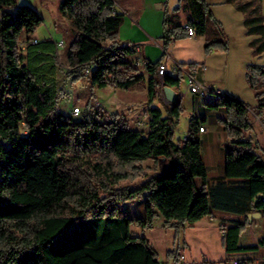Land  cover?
I'll return each mask as SVG.
<instances>
[{
    "label": "trees",
    "instance_id": "trees-1",
    "mask_svg": "<svg viewBox=\"0 0 264 264\" xmlns=\"http://www.w3.org/2000/svg\"><path fill=\"white\" fill-rule=\"evenodd\" d=\"M225 1L243 14L246 33L255 35L249 45L254 55H261V0ZM179 10L188 14L185 25L177 20ZM59 11L76 30L67 50L72 81L86 78L92 87L124 89L145 83L148 99L157 96L160 61H146L143 71L139 70L130 48L118 40L123 14L116 10L114 0H61ZM42 21L28 5L0 0V264H161L144 237L130 235V225L149 229L160 215L165 223H173L178 237L179 228L210 215L212 208L234 209L233 199L242 196L237 191L241 188H230L225 195L208 187L197 119H189L183 139H173V125L183 111L179 102L171 104L165 115L160 108L150 107L146 132L114 114L100 119L99 110L88 104L78 117L58 112V91L50 76L56 44L49 39L32 43L30 37ZM186 25L194 35H205L208 25L215 26V37L205 38V52L228 50L221 24L206 0H179L172 12H164L163 56L171 43L189 36ZM21 42L26 44L24 50ZM198 66L204 65L188 64L191 69ZM245 79L257 101L255 107L225 94L210 106L226 110L224 125L232 141L225 148V176L242 179L244 196L254 199L251 208L259 210L264 208V162L245 136L251 130V110L264 115V65L247 64ZM181 80V73L165 74L163 85L178 89ZM261 123L264 127V119ZM93 156L97 160L92 162ZM160 157L166 161L164 171L135 187L112 188L125 177L113 171V160L126 167ZM102 191L107 194L101 195ZM140 197L143 215L121 219L120 233L106 242L65 250L49 247L76 221L115 215L119 203ZM247 223L226 230L222 237L225 252L245 250L237 246V239ZM179 260L175 253L174 262ZM237 264H264V260Z\"/></svg>",
    "mask_w": 264,
    "mask_h": 264
},
{
    "label": "crops",
    "instance_id": "crops-1",
    "mask_svg": "<svg viewBox=\"0 0 264 264\" xmlns=\"http://www.w3.org/2000/svg\"><path fill=\"white\" fill-rule=\"evenodd\" d=\"M206 2L211 6L214 18L221 24L224 38L228 43V51L226 52L211 50L203 54L205 38L207 36L209 38L215 37V31L214 34L188 36L185 39L174 41L169 45L166 54L163 56L162 40L160 39L163 32V8L165 7L168 12H172L179 4V0H114L116 10L123 14V20L118 29V40L121 43L131 42L137 44L139 46L137 57L145 62L163 61L165 56H168V74L172 76L178 74L173 71L175 62L186 68L190 63H202L205 69L201 70L196 67L195 79L217 92L214 95L215 98L209 97L208 93L199 98L197 94L190 91L188 83V88L184 93L187 94L189 103L185 105L179 90L171 87L177 94V102L181 104L183 112L186 113L188 123L189 119L194 117L198 120L199 126H204L203 131H197V136L200 140V157L205 166L208 187L212 188V192L224 191L225 195L228 194L230 188H241L237 191L242 196L237 195L234 197L232 204L234 209L212 208L210 215L195 223L185 224L178 229V241L182 244L183 253L180 254L182 258L177 264H199L196 259H198V256L200 257V254L206 258L209 256L211 238L218 239L219 233L222 234L221 230H227L229 227L245 220H248V223L237 239V246L245 250L232 253L224 252V264H237L242 260L259 263L264 260V244H261L264 239V208L259 210L251 208L254 199L249 200L244 196L246 184L242 179L225 176V148L232 141L227 136L224 125L227 117L226 110L223 107L213 108L210 105L216 102L218 95L221 94L245 103L247 102L242 99L244 94H252L254 97L253 90L245 79V68L247 64L252 63L264 65V52L259 56L253 54L249 42L255 35L246 33L243 25V14L235 9L231 3H227L225 0H206ZM158 3L160 7L155 6ZM263 4L264 0H261V11ZM262 13L264 15V12ZM176 14L178 22L185 25L188 17L187 12L179 10ZM57 26L55 25L56 28ZM31 38L40 41L37 37ZM43 39L51 40L50 38ZM196 50H198L201 59H196L194 55ZM231 51L234 52L233 61H229L233 58L228 57ZM216 57L220 58L221 63L218 65V62H214ZM220 67L222 73L219 71ZM138 68L140 71L143 70V66ZM215 68L217 71H212ZM215 74L220 75V77H216ZM94 92L95 90L92 93L94 94ZM254 100L255 103L251 106L255 107L257 104L255 97ZM87 101L86 98L84 103L86 104ZM97 106H99L98 102ZM251 113L259 117V114H255L252 110ZM177 122L178 120H176ZM176 123L173 125V130ZM259 124L260 128L257 127L254 130L251 123V130L247 132L245 139L250 141L251 147L261 148L263 155L262 152L260 154L253 147L250 149L259 155L264 162V146L260 144L258 138V134L264 137V127L261 121H259ZM187 131L188 127L184 137ZM255 212H259V215L256 217L248 216V214ZM165 224L170 225L172 232H175L176 228L172 222ZM199 246H201L200 249H198Z\"/></svg>",
    "mask_w": 264,
    "mask_h": 264
},
{
    "label": "rangeland",
    "instance_id": "rangeland-1",
    "mask_svg": "<svg viewBox=\"0 0 264 264\" xmlns=\"http://www.w3.org/2000/svg\"><path fill=\"white\" fill-rule=\"evenodd\" d=\"M60 1L61 0H16L17 6L28 5L43 18L41 24L35 28L30 36L37 37L40 40L43 38H50L56 44V52L53 57L54 69L50 76H52V81L58 91L57 111L71 116L70 111L72 107L79 106L82 112L84 106L88 104V106L93 107L95 110H99L100 119H102L103 115L106 117L114 114L119 118H125L130 127L141 129L146 132L150 119V107L156 106L160 108L162 114L165 115L167 108H169L171 104L158 96L153 100H149L145 83H143V85L140 83L129 89H124L110 86L102 88L92 87L86 78L72 81L69 74L70 67L67 63V50L74 38L75 28L71 20L59 11ZM158 5L159 3L155 6L159 7ZM9 9L14 10L13 7ZM163 11L165 12V7ZM262 12H264V4L262 5ZM55 25H58L57 28ZM215 31V26L208 25V34H214ZM61 42H63L62 45L60 44ZM204 53L206 54L203 46V54ZM233 53L234 52L231 51L228 56L229 58H233L232 60L228 59L229 61L234 60ZM194 55L196 59H201L198 55V50L195 51ZM214 62H218L217 65L220 64V58H214ZM33 65H35V67L38 66V61L36 59L33 60ZM216 68L212 71L216 72ZM219 71L222 73L221 67ZM144 76L146 80L148 78L147 74L144 73ZM216 77H220V75H216ZM187 80L188 76L183 72V78L177 89L185 105L189 103V98L187 94L184 93L188 88ZM93 90H95L94 94L92 93ZM86 98L88 101L85 104L84 101ZM242 99L246 101L251 108L254 107L251 106L255 103L252 94H244ZM97 102L99 106H97ZM250 117L253 129L256 130L257 127L260 128L259 121L264 119V115H259L258 117L251 113ZM177 120L178 122L173 130L174 140L183 139L188 127V118L185 112L182 111ZM258 138L260 139V144L264 146V137L258 134ZM252 147L261 154V148ZM91 160L93 162L97 160V158L93 156ZM165 169L166 161L162 157L158 159H146L145 161L136 162L126 167L118 165L116 161L113 160V171L125 174V177L116 182L112 188L135 187L152 175L160 173ZM106 194V192H101V195ZM118 206V212L115 215H95L76 221L55 237L49 243V247L53 250H65L80 245H100L120 233L121 219L134 216L141 217L144 212V200L142 197L119 203ZM129 233L131 236L144 237L149 247L157 252L158 260L161 264H177L174 262L175 253H179V255L183 253L182 244L179 243L176 233L172 232V227L166 225L164 219L160 215L155 217L151 228L142 229L136 225H130ZM222 237L223 235L219 233L218 239H210L211 251H209V256L206 258L200 254V257L198 256V259H196V261H199V264H224L225 251ZM200 248L201 246L198 247V249Z\"/></svg>",
    "mask_w": 264,
    "mask_h": 264
},
{
    "label": "built area",
    "instance_id": "built-area-1",
    "mask_svg": "<svg viewBox=\"0 0 264 264\" xmlns=\"http://www.w3.org/2000/svg\"><path fill=\"white\" fill-rule=\"evenodd\" d=\"M186 30H187V34L189 36H194V31L191 27L189 26H185ZM37 42V39L36 38H33L32 39V43H36ZM61 45L63 44V42L60 43ZM127 44H130V51L132 52V60H135L136 61V66H143L145 61H143L142 59H140L139 57H137L138 55V52H139V46L137 44H134V43H131V42H127ZM25 46L26 44L24 42H21L20 43V48L22 50L25 49ZM169 57L168 56H165V60L163 61H160L159 64L157 65L156 67V71H157V74L159 76V79H160V85L156 91V95L158 97H160L161 99L163 100H166L165 99V95H164V92H163V76L165 74H168L169 71H168V67H167V59ZM201 70H204V66H198ZM173 71L174 72H177V73H186V75L188 76V83H189V87H190V91L197 94V96L199 98H202V93H209V97H212V98H215L214 97V89H211V88H208L204 85H202L201 83H199L196 79H195V71H196V68H189V67H184L183 65L175 62L174 65H173ZM88 72V69H86V73ZM71 116H76L78 117L80 114H81V109L79 106H74L72 107L71 109ZM204 129V126H200L199 127V131H203ZM261 200L264 202V194L261 195ZM221 233L222 235H224L226 233V230H221ZM180 258H182V256H180ZM236 263V262H235Z\"/></svg>",
    "mask_w": 264,
    "mask_h": 264
},
{
    "label": "water",
    "instance_id": "water-1",
    "mask_svg": "<svg viewBox=\"0 0 264 264\" xmlns=\"http://www.w3.org/2000/svg\"><path fill=\"white\" fill-rule=\"evenodd\" d=\"M158 6L160 7V4ZM162 89H163L165 99L167 100V102H169L170 104H174L177 102V94L170 86L163 85ZM258 215H259V212L248 214V216H254V217Z\"/></svg>",
    "mask_w": 264,
    "mask_h": 264
},
{
    "label": "bare ground",
    "instance_id": "bare-ground-1",
    "mask_svg": "<svg viewBox=\"0 0 264 264\" xmlns=\"http://www.w3.org/2000/svg\"><path fill=\"white\" fill-rule=\"evenodd\" d=\"M121 46L122 47H129L130 48V44H127V43H121ZM205 93H202V96L204 95ZM209 94V93H208ZM217 94L216 91H214V95Z\"/></svg>",
    "mask_w": 264,
    "mask_h": 264
}]
</instances>
